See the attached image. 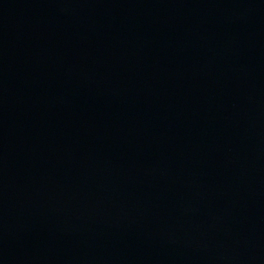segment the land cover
Returning <instances> with one entry per match:
<instances>
[{
  "label": "water",
  "instance_id": "95a60500",
  "mask_svg": "<svg viewBox=\"0 0 264 264\" xmlns=\"http://www.w3.org/2000/svg\"><path fill=\"white\" fill-rule=\"evenodd\" d=\"M0 264H264V0H0Z\"/></svg>",
  "mask_w": 264,
  "mask_h": 264
}]
</instances>
